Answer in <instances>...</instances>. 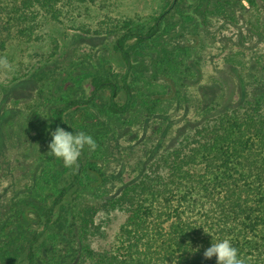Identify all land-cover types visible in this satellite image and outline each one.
Returning <instances> with one entry per match:
<instances>
[{
    "label": "trees",
    "instance_id": "1",
    "mask_svg": "<svg viewBox=\"0 0 264 264\" xmlns=\"http://www.w3.org/2000/svg\"><path fill=\"white\" fill-rule=\"evenodd\" d=\"M173 1L157 15L132 17L119 12L116 0H0V58L10 65H0V99L27 75L14 48L52 45L58 41L57 27L61 34L114 36L111 50L123 69L115 73L106 63L105 72L73 79L75 91L50 106L53 129L83 131L96 147L83 149L72 168L46 153L41 175L12 208L14 222L5 225L0 264H34L39 243L67 214L78 225L85 258L81 264H216L215 257H203L211 241L203 230L214 239H229L244 264H264V87L242 111L201 124L171 149L150 157L145 170L116 192L105 188L103 157L111 140L98 129L100 124L91 127L85 120L92 111L121 117L135 106L139 77L133 52L157 37ZM54 53L33 50L31 58L48 61ZM79 194L90 201L79 204ZM115 209L127 217L114 246L91 248L87 240L104 234L101 214L108 217Z\"/></svg>",
    "mask_w": 264,
    "mask_h": 264
},
{
    "label": "rangeland",
    "instance_id": "2",
    "mask_svg": "<svg viewBox=\"0 0 264 264\" xmlns=\"http://www.w3.org/2000/svg\"><path fill=\"white\" fill-rule=\"evenodd\" d=\"M170 1L116 3L120 13L133 17L157 15ZM163 17L157 37L132 55L139 77L135 106L121 117L92 111L85 120L91 127L100 124L98 129L111 140L103 157L107 193L136 179L150 157L171 149L199 125L252 103L264 87V0H174ZM60 30L54 29L58 41L53 46L14 48L27 75L0 99V245L7 234L5 225L14 222L12 208L44 168L51 139L47 129H53L50 106L75 91L73 79L105 72L106 63L115 73L123 70L111 50L114 36ZM46 48L55 51L51 59L31 58L33 50ZM153 93H158L157 99ZM76 201L82 205L90 200L79 194ZM66 217L39 243L34 264L83 263L78 225L70 214ZM126 217L122 209L112 210L108 217L101 214L104 234L87 240L90 247L111 249Z\"/></svg>",
    "mask_w": 264,
    "mask_h": 264
},
{
    "label": "clouds",
    "instance_id": "3",
    "mask_svg": "<svg viewBox=\"0 0 264 264\" xmlns=\"http://www.w3.org/2000/svg\"><path fill=\"white\" fill-rule=\"evenodd\" d=\"M0 65L9 69L10 65L6 58H0ZM51 137L48 146L47 154L62 162L67 168H72L77 165L83 149L86 147L91 151L96 147L95 141L91 135L83 131L66 130L57 125L55 129H47ZM204 233L211 236L210 244L203 251L205 259L215 257L216 264H244L238 255V249L232 244L229 239H214L212 234L203 230ZM196 252L198 249L191 248Z\"/></svg>",
    "mask_w": 264,
    "mask_h": 264
}]
</instances>
